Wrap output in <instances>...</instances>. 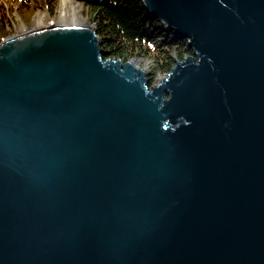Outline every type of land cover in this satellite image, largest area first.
<instances>
[{"label": "water", "instance_id": "95a60500", "mask_svg": "<svg viewBox=\"0 0 264 264\" xmlns=\"http://www.w3.org/2000/svg\"><path fill=\"white\" fill-rule=\"evenodd\" d=\"M141 3L152 88L82 20L0 41V264H264V0Z\"/></svg>", "mask_w": 264, "mask_h": 264}, {"label": "trees", "instance_id": "16d2710c", "mask_svg": "<svg viewBox=\"0 0 264 264\" xmlns=\"http://www.w3.org/2000/svg\"><path fill=\"white\" fill-rule=\"evenodd\" d=\"M16 1L20 2V10L32 12L35 3L45 4L51 11L57 0ZM76 1L91 12L90 20L94 24L103 59L126 62L131 57L145 58L151 61L152 75L166 74L173 66L171 53L181 58L183 51L187 50L185 40L163 30L157 20L146 15L141 0ZM13 11L11 4L0 0V38L7 31Z\"/></svg>", "mask_w": 264, "mask_h": 264}, {"label": "rangeland", "instance_id": "374dc122", "mask_svg": "<svg viewBox=\"0 0 264 264\" xmlns=\"http://www.w3.org/2000/svg\"><path fill=\"white\" fill-rule=\"evenodd\" d=\"M5 1L12 5L14 11L11 13V16L9 18V25L7 26V31H6L5 35L0 38V41L3 40L4 38H7L9 36H13L15 34H18L22 31H24L27 27H31L32 23L34 21V16L36 15L37 11H44L45 13H47V15L49 17V19H48L49 22L51 19H56L58 17L59 0L56 1V4L54 5V7H51L52 8L51 11L48 10V8H47V6H45V4L40 5L37 3L35 9L32 12L20 10V6H21L20 2H17L16 0H5ZM73 1H75V0H73ZM51 2H50V4H51ZM75 2L80 3L78 1H75ZM80 5L82 6L83 17L87 18L89 20V22L91 23V20H90V18L92 17L91 12L89 10H87V8L84 7L81 3H80ZM21 24L24 25V27L25 26H27V27H25L24 30H22V29H20L22 27V26L20 27ZM92 25H93V29H94V24L92 23ZM94 31H95V29H94ZM186 46H187V41H185V43H184V47H186ZM189 52L190 51L188 49L183 51L181 58H178L174 53H171L173 65H174L175 60H182L184 57L189 56L190 55ZM133 59L140 61V65L138 68H140L143 71L144 78L147 81L150 80V82L148 81V87L149 88L156 86L158 81L160 79L164 78V76H165L164 73L152 75V71H150V67L152 66L150 60L145 59V58L131 57L126 62H130ZM113 60H115V59H113ZM122 63H124V62H122Z\"/></svg>", "mask_w": 264, "mask_h": 264}, {"label": "bare ground", "instance_id": "6f19581e", "mask_svg": "<svg viewBox=\"0 0 264 264\" xmlns=\"http://www.w3.org/2000/svg\"><path fill=\"white\" fill-rule=\"evenodd\" d=\"M35 5H37V4H35ZM10 16H9V18H10ZM48 19H49V17L47 15V13H45L44 11H37L36 15L34 16V21L32 23V26L37 25V24H41V23H47V22H49ZM62 19L82 20V21L87 22L89 24V26L92 25V23H90L87 18L83 17L82 6L80 5V3H77L73 0H59L58 17L56 19H51L50 22L62 20ZM20 27H21L20 29L24 30V28L27 26L24 27V25L21 24ZM26 29H28V27ZM130 64L133 67H135L136 69L141 70L140 68H138L140 65L139 60L133 59L130 61Z\"/></svg>", "mask_w": 264, "mask_h": 264}]
</instances>
